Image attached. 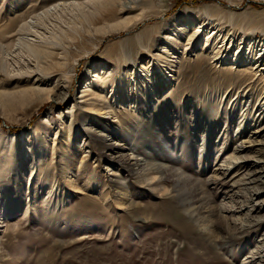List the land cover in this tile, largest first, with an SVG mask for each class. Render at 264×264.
Returning <instances> with one entry per match:
<instances>
[{
  "label": "rangeland",
  "instance_id": "obj_1",
  "mask_svg": "<svg viewBox=\"0 0 264 264\" xmlns=\"http://www.w3.org/2000/svg\"><path fill=\"white\" fill-rule=\"evenodd\" d=\"M262 68L264 0H0V264H264Z\"/></svg>",
  "mask_w": 264,
  "mask_h": 264
},
{
  "label": "bare ground",
  "instance_id": "obj_2",
  "mask_svg": "<svg viewBox=\"0 0 264 264\" xmlns=\"http://www.w3.org/2000/svg\"><path fill=\"white\" fill-rule=\"evenodd\" d=\"M261 61V60H260ZM258 64V63H257ZM261 70H263L264 71V68H262ZM132 163H133V165L134 166H142L140 163L143 161V160H141V159H139V158H137V156L136 155H134V154H131L130 155V159H129ZM240 160L239 159H237L236 161H233V163L234 164H238V163H240L239 162ZM144 170V169H143ZM142 170V171H143ZM230 170H231V165L229 164V165H222V167H220L219 169H217V171L215 172V175L211 178V180L212 181H218V180H220L221 178H220V176L219 175H221L222 173L223 174H226L227 172H230ZM147 171V170H146ZM153 171V170H152ZM153 173V172H152ZM148 174H150V173H148ZM147 174V175H148ZM146 175V176H147ZM155 182H150V184H154ZM220 223V224H219ZM215 224H217V225H228L229 226V228H230V230H231V234L232 235H234L239 229H244L245 227H247L248 226V222H239V220H235V219H230V218H223V217H221L220 219H219V221L217 220V222L215 223ZM219 240V239H218ZM217 241V240H216ZM220 242V241H219Z\"/></svg>",
  "mask_w": 264,
  "mask_h": 264
}]
</instances>
